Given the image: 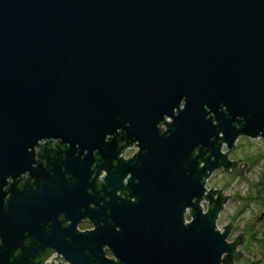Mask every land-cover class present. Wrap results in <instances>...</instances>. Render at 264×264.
<instances>
[{"label":"water","instance_id":"obj_1","mask_svg":"<svg viewBox=\"0 0 264 264\" xmlns=\"http://www.w3.org/2000/svg\"><path fill=\"white\" fill-rule=\"evenodd\" d=\"M240 136L264 141V0H0V264H241L205 188Z\"/></svg>","mask_w":264,"mask_h":264},{"label":"rangeland","instance_id":"obj_2","mask_svg":"<svg viewBox=\"0 0 264 264\" xmlns=\"http://www.w3.org/2000/svg\"><path fill=\"white\" fill-rule=\"evenodd\" d=\"M169 121V118H167ZM165 129V125L162 124ZM223 151H226L225 145ZM134 153L130 149L127 153ZM229 158L233 161L241 159L239 163H247L243 175H229L222 169H217L206 179L205 188L221 189L228 197L217 219V228L224 230V225L231 223L227 241L231 242L241 232L244 236L241 249L243 257L241 264H264V141L261 137L250 139L240 136L235 146L229 151ZM243 167V164H241ZM204 210L206 201H201ZM185 219L190 221L186 213ZM53 264L57 261L53 259ZM60 264H68L62 262Z\"/></svg>","mask_w":264,"mask_h":264},{"label":"flooded vegetation","instance_id":"obj_3","mask_svg":"<svg viewBox=\"0 0 264 264\" xmlns=\"http://www.w3.org/2000/svg\"><path fill=\"white\" fill-rule=\"evenodd\" d=\"M118 132H120L119 130H117V133ZM47 140V139H46ZM46 140H42V141H40V143H45V141ZM57 141H60L59 139H53L51 142H50V144H49V146L50 147H52V148H55V144H57ZM135 142H133V143H131L130 145H128V146H126V147H124L123 148V150L118 154V157H120L121 155H122V159H127V158H129V157H132V155L134 154V153H136L137 152V150H138V146L137 145H135L134 144ZM66 146H68L67 144H66ZM134 148V150H135V152L133 153H127L126 154V152L128 151V150H130V149H133ZM234 148V147H233ZM232 148V149H233ZM231 149V150H232ZM39 152V147H36L35 148V153H38ZM86 153V151H84V154ZM196 153V152H195ZM94 154H96V151H94V153H93V155ZM82 156L83 155H81V157L80 158H82ZM37 158V155H35V159ZM228 158H229V153H228ZM230 159V158H229ZM231 160V159H230ZM231 161H233V160H231ZM95 165V162H92V166H89V169L91 170L92 168H93V166ZM246 165H247V163H246ZM240 167H241V165H240ZM219 169H222L223 170V167H221V168H219ZM229 171H231V168H230V170ZM100 173L96 176V179H95V183L96 184H98V183H100V182H104L103 181V177H104V175H105V171L103 170V169H101L100 171H99ZM244 172V171H243ZM228 173V172H227ZM229 174V173H228ZM235 174H237L238 176L240 175L239 173H235ZM235 174H233V175H235ZM28 175H29V172H25V173H23L21 176H20V179H22L23 178V180H25L27 177H28ZM230 175V174H229ZM94 176V173H91L90 174V178H92ZM241 176V175H240ZM208 179V178H207ZM23 180H21L20 181V183H23ZM88 180H90V179H88ZM17 183H18V180H17ZM33 187H35V186H33ZM90 190H89V188L87 189V192H89ZM118 193H119V191H116L115 192V194L116 195H118ZM125 193H128L127 191H125ZM99 195H102V192H100L99 193ZM121 197H123V194H121L120 195ZM9 197V194H7V196H6V199ZM104 199L105 200H107L108 199V197H104ZM207 203V202H206ZM90 205V207H93V205H92V203H90L89 204ZM59 215H62V213H59ZM70 222V220H64V222L62 223V226H65V225H67L68 223ZM76 229H77V231H85V230H92V229H94V225H93V223L91 222V221H89V218H87V217H85V218H82L81 220H79L78 221V223H77V225H76ZM50 250H48V252H49ZM55 253V252H54ZM53 253V254H54ZM107 256H112L111 255V253L108 251L107 252ZM51 264V263H50Z\"/></svg>","mask_w":264,"mask_h":264},{"label":"clouds","instance_id":"obj_4","mask_svg":"<svg viewBox=\"0 0 264 264\" xmlns=\"http://www.w3.org/2000/svg\"><path fill=\"white\" fill-rule=\"evenodd\" d=\"M180 104L186 106V101L182 100ZM183 109H184V108H183ZM183 109H182V110H183ZM174 111H175V110H174ZM176 114L178 115V112H176ZM169 123L172 124L173 121H169ZM157 127L160 128L161 125L158 124ZM165 133H168V130H165L164 132H161V134H165ZM105 175H106V173H105ZM130 180H132V174L129 172V173H128L127 175H125V177L123 178V185H128ZM136 182L138 183V181H136ZM10 183H11V178H9V184H10ZM124 198H128V197H121V199H124ZM128 199H129V198H128ZM129 201H130L131 203H136V202H137V198H136L135 196H132V195H131V198L129 199ZM183 224H184V222H183ZM116 231H117V232L121 231V229L119 228V226L116 227ZM106 248H110L111 251L114 253L113 249H112L109 245H107V244H105V245L103 246V248H102L103 253L105 252V249H106ZM114 254H115V253H114ZM115 257H116L117 261L119 262V264H121V261H120L119 257H117L116 255H115ZM104 258H105L106 260H109V259L106 258L105 254H104ZM109 261H110V260H109Z\"/></svg>","mask_w":264,"mask_h":264},{"label":"trees","instance_id":"obj_5","mask_svg":"<svg viewBox=\"0 0 264 264\" xmlns=\"http://www.w3.org/2000/svg\"><path fill=\"white\" fill-rule=\"evenodd\" d=\"M220 264H234L231 254L224 255Z\"/></svg>","mask_w":264,"mask_h":264},{"label":"built area","instance_id":"obj_6","mask_svg":"<svg viewBox=\"0 0 264 264\" xmlns=\"http://www.w3.org/2000/svg\"><path fill=\"white\" fill-rule=\"evenodd\" d=\"M186 221H187V220H186ZM56 256H57L56 253L52 254V255L46 260V262H45L44 264H50V263H51V260L53 261V258H55ZM63 262H66V261H63ZM58 263H59V264L62 263L61 260L58 259ZM66 263H68V262H66Z\"/></svg>","mask_w":264,"mask_h":264}]
</instances>
